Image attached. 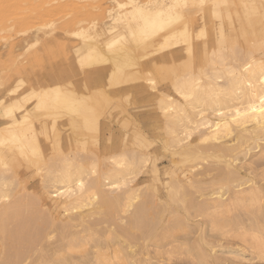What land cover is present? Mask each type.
<instances>
[{
	"label": "bare ground",
	"instance_id": "obj_1",
	"mask_svg": "<svg viewBox=\"0 0 264 264\" xmlns=\"http://www.w3.org/2000/svg\"><path fill=\"white\" fill-rule=\"evenodd\" d=\"M9 1L13 3L18 2V0H9ZM31 1L32 0L25 1V4L26 2H29L31 4ZM45 1L46 0H44V2ZM86 1H88V3H86ZM100 1L101 0H52V1L49 0L48 1L47 4L52 6V8L54 9L66 8L65 10H67L72 8L73 5L77 9L84 8L82 10H85V7L89 6L94 10H103L105 13V16L103 17L101 23H98L96 19L93 20L92 30L79 28L77 30L75 29L70 32L66 31L67 33L70 34L71 37L70 39H72V42L69 44L70 53L68 57L65 56L61 60L60 71L59 72L54 71L49 75L50 77H53V79H56L52 82V84L45 83L46 85H43L41 81L43 82L44 80L42 79L40 81V85L38 86V88H34V89L32 88L29 89L26 93L23 92L19 94L20 90L24 87V85L28 81L26 75L21 76L20 73L17 72V74H19L18 76H20L17 78L18 81H15L16 80L15 79L14 81L16 83H14V85L12 83L13 86L9 87L8 89H5L4 83L0 79V203H1L0 220L4 215L5 216L9 215L15 212L16 210L15 206L13 207L12 204L9 205L7 203L8 199L11 197L10 195L11 193H9L10 189L15 188L12 186L16 185L18 187L20 183L22 182L24 183L23 178L30 173V170L34 171L36 175L41 174V171L43 172L45 171V174L43 175V177L45 178L44 179L45 183L42 181L44 183V184L42 183V185L46 184L45 188L47 189L46 192L47 196L50 198V199L48 198L49 201H51V199H53L54 197L57 198L55 200L56 207L58 209H63L67 214L65 217L67 221L61 222L62 225L60 230L62 232L61 231L59 232L58 230L59 233L61 234L63 233L62 236L60 234V236L62 237L61 241H63L62 243L63 246H61L63 247V250L61 249V247H60L61 249L60 251L56 250L55 253H53L54 258L51 259V261L50 260L48 261L49 264H79L77 263L79 260H76L73 257L75 252L74 254L72 253L73 255L71 254V252L79 249L83 245L82 243L84 242V239L88 237V235L87 234L84 235V233L88 232V230L91 229V226L93 224H91L90 218L91 217L94 218L95 214L97 215L98 213H100L101 215V213H103V215L105 216L106 215L113 216V214L114 215L117 214L116 212L127 213L130 210V208H133L132 212L128 216L127 223L125 222L127 226L119 225L120 233L125 234L127 238L125 240H129V239L131 240L134 237L135 238L137 237L133 232L135 231L134 229L140 232V237L146 239L152 238L153 237L152 234L155 226L157 227V225L161 223L160 216L162 214L159 212L163 208L160 209L155 205L156 202H154L155 200L153 197L150 200L148 197L142 195L143 196L142 201L138 202L140 198L139 192H141L139 191L140 189L138 187L139 183L136 182L132 184V182L137 177L136 175L140 173L143 167L142 165L146 164V162L148 163V156H149L148 154H146L145 152H141L140 150H136L135 147L130 149L125 148L127 149L126 151H129L127 153L132 152L131 158L127 156L129 154H126V151L124 149L122 151L120 150V152L111 153L110 156H105L107 160H109L110 164L107 171L104 172L98 171L97 169L98 162L94 161L95 159H93L95 154L92 155L93 160L90 159L89 163H87L88 165L80 157L78 149H80V146H82L83 149L84 147L86 148L85 141H86L87 131H90L91 134L92 131H95V133L100 131V127H101L100 116H102L101 114L103 113L100 111L102 109H100V104H98L99 102H97L98 99L96 98L97 99L96 100L94 97H92V94H94L95 91H92L90 89L89 84H92L94 86L93 90H96L98 94L103 95L106 102L109 101L112 102L113 100H115L114 98L127 95L128 93L130 95L131 94L130 92H132L133 89L138 90L139 86H143L147 88L153 96L157 97L158 100L157 107L158 109L160 108L161 115L164 117V121L166 122L164 123L165 125H167L166 129L168 131L166 129H164V131L166 130L167 131L166 134L168 133L170 134V136L167 137L170 142L167 143H169V145L171 146L170 148H174L172 154L174 156L179 155L182 158V162L188 161L187 163H189V161L191 160L193 161L194 158L196 159L201 155L206 154L207 157L203 156L204 158L213 157L215 158V160L213 159L214 165L216 166L221 165V167H217V168H219V174L221 175L222 179L223 180L225 179L226 182H224L221 185L223 181L222 179H221L222 181H220L221 183L213 181V184L216 183V185L217 186L220 185V187L218 186L219 187V189L217 188L218 190L214 187L216 190H211V191H209L210 190L209 187L208 189L209 192L206 191L208 193L207 194L205 193V195L208 196L209 200L206 198L207 201L205 205L208 206L210 205V207L214 209L220 208L221 210L222 207L226 208L229 204L231 206V204H235L237 202L241 203L239 204L241 205L239 207H242V204H245L247 202L253 204L258 203L261 201L262 198V196L260 195L262 191L260 192L258 188H256L257 186L254 183L253 184L256 187L253 185L250 188L248 187L249 188L248 190L244 188L235 191L233 190L234 191L233 192L228 187L229 183L227 182L228 180L230 182H232L231 180L237 181L236 183L237 185L235 186L243 187L242 185L245 182H241L244 178L243 179L241 178L240 172L238 170L240 166L239 160H243V158L247 159L245 157H248V155L250 157L251 152L257 148H259V151H257L256 155H258L259 157L260 156L264 157V44L262 43V46H260L263 47V52L258 55H256L252 50L248 53L246 52L245 54L242 53L240 55L241 52L239 53L237 51L242 47H239L236 51V48L238 46H236L234 49L232 48L235 46L234 45L235 43H233L231 46L232 48V51H230L231 53L229 54L226 52L227 48L229 47L228 44H230L231 38L226 28V24H225L226 19L224 13L226 11H229L230 8H235L233 6L235 0H125L123 2L117 1L118 3L117 6L115 7L109 6L107 8H104L102 3H100ZM237 1H239L240 6L245 9L248 8L250 5L257 4V2L261 3L260 5L264 9V0H237ZM23 3L24 0L22 1V7L25 6V4ZM18 4L20 5V3ZM133 5L147 6L143 9V11L146 14H149V22L147 25L143 19L139 18V16H137L135 19L133 18V14L137 12V8L133 7ZM18 7H15V9ZM27 9H29V7ZM48 11H50V9ZM234 11L236 12L237 9H235ZM234 11L232 12L234 13ZM62 12L64 13V11ZM21 13L23 14V12ZM50 13H52V11ZM158 13H163L164 14L163 17L158 18L157 17ZM14 14H16V12ZM71 14L72 13H69V15ZM41 15L44 16L43 14ZM51 15L52 14H50L49 16ZM232 16L234 17L233 14ZM237 18L238 17H236V19ZM249 18L251 19L250 16ZM256 18L257 20H259L258 16ZM159 19H163V20L170 19L171 22L167 23L166 26L163 27L162 29L159 27H152V21H156L158 24ZM216 19H218L219 21L215 22ZM80 21H82L83 23L85 20H80ZM239 21L241 20L239 19ZM251 21L252 19L250 20V22ZM237 22L236 24L239 23ZM52 23L54 24L53 21ZM77 23L80 24L78 20ZM198 23L199 25L197 26L196 24ZM255 23L256 20L254 21V24ZM251 24H253V22ZM239 26L240 25L238 24L237 27ZM261 27L259 28H261L262 32L260 30L258 31L264 34V26H262V24ZM42 28L44 27L42 26ZM241 28L243 29V27ZM8 29H11V27L10 28L8 27ZM233 29L235 28L233 27ZM40 30L42 31H39V34H45V36L50 34V32L55 31L53 29H50L49 31L48 30L44 31L43 29ZM243 31L245 30L243 29ZM63 32L64 30L62 31V34ZM58 33L59 32H57V35L61 34ZM34 35L36 36V32ZM262 36L263 35H261V37ZM199 38H201V41H196ZM232 42L234 41L232 40ZM155 43H159V48L156 50V53L161 51H164L165 53H163L160 56H157L154 59H150V57L155 53L154 51H153L154 53H152L150 51V48L151 47L153 48V45ZM256 43L257 42L254 43L255 48L257 46ZM251 47L252 46L250 45V48L248 49L249 50L252 49ZM29 51L31 52V50ZM241 51L243 52L242 49ZM31 56H33V54ZM144 58L150 59V60H146L145 62L148 63V65L162 66V64L165 65L167 64L169 66L168 69L163 67L165 68V70H161L162 67H159V69L161 70L159 71L160 73L159 75L165 81V83H169L171 87L170 92H164L161 89H159L156 86V80H155L156 77L150 76L151 75L150 71L149 73H147L148 71L146 72L147 74H149V76L146 75L145 68L143 72L145 75L144 74L141 75L142 71L141 72L139 71L138 66L140 67L143 66L142 60ZM10 60L13 64L14 59L12 60L11 58H9L8 60L9 64H10ZM2 63L0 61V64ZM14 63L16 64V62ZM9 64L7 63V67H8L7 70H9L10 68L11 71V67H9L10 66ZM174 64L177 65L175 66ZM16 71H18V69ZM34 71L36 72V70ZM1 72L3 73L5 71L2 70ZM2 73L0 74V76L3 77V80H5L4 79L5 77ZM58 75L60 76V81L57 80L56 78V76ZM8 77L9 76H7V79ZM100 80H103V82H105V85L107 87L118 86V85H122V86L118 88L116 87L112 90L104 91L105 89H101L102 87L100 88V82H102ZM17 93H18V97H13V95ZM99 101L101 102L103 100H99ZM105 106L107 105L105 104ZM107 115H106V119H108ZM200 129H203L201 133L199 132ZM196 131H198L200 135L194 137L193 134ZM97 134L100 133L98 132ZM141 134L142 132L139 133V135ZM87 137H89L90 139V135L89 136L87 135ZM92 138L94 139V137ZM134 139L136 140L137 138ZM139 140L138 143H136L135 145L139 147H144V143L141 140L140 141ZM200 142L206 143L203 145L204 147L198 146ZM167 143L165 142L164 144ZM82 151L85 152V149ZM53 155L59 156L60 159L56 160L51 158ZM253 156L254 155H252V157ZM197 160H199V158ZM179 161L177 162L178 164H180ZM141 162H143V164ZM26 164H31L35 168H24ZM153 164L151 166H153V169L157 172L156 164L154 165ZM42 165L44 166L46 165L47 168H45L44 166L43 168H41ZM191 165L194 164H192L191 162ZM13 166L14 168H10ZM139 166H141V168ZM208 166L206 169H208V172H210ZM210 167L212 166L210 165ZM143 168H145V165ZM212 171L213 170H211V172ZM8 173H10L11 175L7 176ZM97 173L98 175L96 176L93 175ZM206 174H207V170H206ZM90 175H93L96 178L92 179L91 177V180L89 181L88 177H90ZM40 177L41 179H43L42 175ZM180 179H177L176 182L178 183L179 188L180 187L183 188L184 186L182 184L183 178L181 180ZM198 179L200 180V178ZM168 182L169 183L167 185L170 184V181ZM129 183L132 185L128 186V188H126L127 190L125 189L123 194L121 195L110 194L111 192H114L116 190L119 189L121 190L122 187H127ZM177 183H175L174 185L177 186ZM214 185H211V187ZM234 187L232 188L233 189L237 188ZM179 188L178 186L177 187L173 186V184L170 187L169 193L172 194L171 196L173 198V201H177V200L183 201L185 202V206H186V202H188L189 203L188 205L190 207L192 206L191 208H194L195 212H202L205 209L204 207L206 206H204V204L200 202L201 204L197 205L196 204L197 201L192 197H189L190 196L189 194H187L189 195L188 196L189 198H187L184 193H182L184 195L180 196L179 193L182 191L184 192L185 189L183 188L181 190L180 188L181 191H179L178 190ZM21 190H25V189L21 188ZM230 191H231L230 194L232 196L229 198L228 197L224 198V196L228 195ZM153 195L155 196V194ZM12 199H14V197ZM53 201L54 200H52V203ZM152 201L155 203L153 205H155L154 207H156V210L157 208L158 210L160 209L159 211H157L158 217L160 218L158 220L159 223L157 222L158 217L157 219L155 218L157 215L156 211H152L153 213L156 214L153 215L155 217L152 216L153 213L149 215V217L146 216V213L150 209L154 208L153 205H150V203L152 204ZM28 203L29 201L26 202L22 199L21 200L18 199V209H17L18 217L24 215L25 213L23 214V212L26 211L28 212V206H29ZM233 206L234 205H232L231 208ZM231 208L230 210H232L234 207L232 209ZM205 210L207 211V209ZM165 212L163 213V215L165 214ZM28 213L31 214L30 212ZM202 214H204V212ZM33 215H34L33 213L29 216L25 215L24 216L25 218L23 217L25 221L20 218L19 225L23 224L24 226H26L28 220L34 219ZM262 218H264V216ZM231 219L228 220L230 221ZM57 222L56 220L53 219L51 220V222H49V226L50 227L52 226L54 228L55 227L54 224ZM211 222H213V220ZM237 222L240 221L237 220ZM254 222L256 221L254 220ZM38 223L41 225L39 221ZM166 225H163L162 227L163 230L165 229L164 227ZM169 225H174V226H169V228L166 229L168 232L172 231V229L176 228L177 226L175 225V223L174 224L169 223ZM52 227L50 229H52ZM78 227H81L82 229L79 230L78 232H74V230L71 231L72 229ZM94 227L96 226L94 225ZM214 227H223L222 222L218 223L214 221ZM239 228L241 227H238V229ZM55 230L54 232H56ZM242 230L243 227L239 231L242 232ZM256 230H259L258 225ZM0 231L2 234V238H1V241L3 243L2 245L4 247L6 246L12 249V247L14 246V242H13L14 237L17 238L18 234L15 236L13 233L9 232V230L5 228V225L4 226L0 225ZM45 231L47 232V230ZM243 231L245 232L246 230ZM52 232L49 234H52ZM244 232H242V234ZM246 232L243 234L244 235L242 238V240L244 241L243 243H245L246 241V236L248 235L251 236L252 239L251 242H253L254 248L260 253L259 255L261 254L264 255V239H262L259 233L248 234ZM89 233L91 234V232ZM49 234L46 233L45 234L46 237L43 236L45 237V239L47 238V241H49L50 238ZM19 236L21 237L19 239L22 240L24 237H26V234L22 233ZM92 238L94 239L92 240L95 242L93 248L94 250L91 252V255L90 253H88L89 255H87V257L85 256L84 253L83 255L85 256V258L84 256L81 255L82 256L81 260L83 259L82 261H85L84 263L89 262L90 264H126L123 261L125 252L120 250L123 249L122 247L124 246L120 247L119 249L118 248L115 249L116 247L114 248L112 247L113 250L112 249L109 250L110 241L106 244H103L104 241L101 243L99 242L100 240L98 241L96 238L94 237ZM110 239L112 240V243L115 242V239L113 237H110ZM146 239L145 241H147ZM92 240L90 239V241ZM247 240L249 241L250 238ZM142 241L145 243L144 240ZM33 243H35V241H33ZM128 243H130V241H128ZM249 243L250 242H248L247 244ZM158 245H160L159 242ZM16 251H17V247H16ZM6 252H8V250ZM18 256L20 255L18 254ZM13 259L16 258L14 257ZM41 260L43 261V259ZM37 262L40 263L41 261H37Z\"/></svg>",
	"mask_w": 264,
	"mask_h": 264
},
{
	"label": "rangeland",
	"instance_id": "obj_2",
	"mask_svg": "<svg viewBox=\"0 0 264 264\" xmlns=\"http://www.w3.org/2000/svg\"><path fill=\"white\" fill-rule=\"evenodd\" d=\"M22 1L23 0H18V2L13 3L9 0H7V1L6 0H0V30H1L0 32H2V33H0L1 34L0 35V59H1L0 61H1V63L3 61V63L0 64L1 65L0 66V74L2 73L1 72L2 70L7 73V74L5 72L2 73L5 77L4 78L5 80H3V77H1V76H0V79L4 83L5 89H8L9 87H12L14 85V83H16L15 81H18L17 78L20 76H18L19 74H17V72L20 73L21 76L26 75L28 81L24 85V87L20 90L19 94L23 93V92L26 93L29 89H32V88L33 89L38 88V86L40 85V81L42 79L45 81V82L41 81V83L43 85L52 84V82L54 80H56V79H53V77H50L49 75L51 73H53L54 71H56V72L60 71L61 60L65 56L68 57L69 53H70L69 52V44L72 42V39H70L71 38L70 34L67 33L66 31L70 32L72 30H75V29L77 30L79 28L92 30L93 20L96 19L98 23H101V21L103 20V17L105 16V13L103 10H94L89 6L85 7V10H82L84 8H82V9L78 8L77 9L73 5H72V8H70L71 6L67 7V8H70L71 10L70 9L65 10L66 8L54 9V8H52V6L47 4L49 0H46L45 2H44V0H32L31 4L29 2H26V4H25V1H27V0H24L23 4H25V6L23 5L24 7H22ZM50 1H52V0H50ZM117 1L123 2L125 0H101L100 3H102L104 8H107L109 6H112V7L117 6V3H118ZM1 2H2V4H1ZM18 3H20L21 6ZM32 3H33V5H32ZM86 3H88V1H86ZM27 4H30L33 7L30 5H27ZM260 4L261 3L257 2V4L250 5L248 8L245 9V8H242L240 6L239 1L235 0V2L233 4V6L235 8H230L229 11H226L224 13L225 19H226V23H225L226 28H227L228 33H229L230 38H231L230 44H228L229 47L227 48V51L225 50L227 53L230 54L231 53L230 51H232V48L234 49L236 46H238L236 48V51L239 47H242L241 49L243 50V52L241 51V49H239L237 51L239 53L241 52L240 55L242 53L243 54H245L246 52L248 53L251 50L254 51V53L256 55L261 54L263 52V47H260V46H262V43L264 44V34L261 33L262 32L261 31V28H262L261 24H262V26H264V9L261 7ZM18 6H20V7H18ZM15 7H18V8L15 9ZM26 7L27 8L29 7V9H27ZM75 8H76V10H75ZM22 9H23V11H22ZM49 9H50V11H48ZM235 9H237L236 12L234 11ZM25 10H26V12H25ZM61 10L64 11V13ZM11 11H13V12H11ZM51 11H52V13H50ZM65 11H67V12H65ZM232 11H234V13ZM15 12H16V14H14ZM21 12H23V14ZM69 13H72V14L69 15ZM41 14H43L44 16H42ZM50 14H52V15L49 16ZM232 14L234 15V17L236 16L238 18L237 19H236V17L234 18L232 16ZM53 15H55V16H53ZM31 16H33L34 18ZM56 16H58V17H56ZM249 16L252 19L251 22H250L251 19L249 18ZM255 16L256 17L258 16L259 20L261 19L260 22H259V20H257V18ZM239 19L241 21H239ZM253 19L256 20L255 24H254L255 20H253ZM51 20L54 22V24L52 23ZM77 20H78V22H80V24L77 23ZM80 20H85V21L82 23V21H80ZM86 21H88V22H86ZM218 21H219L218 19L215 20V22H218ZM257 21L260 24H258ZM236 22L240 25L239 27H237L238 24H236ZM252 22H253V24H251ZM13 24H14V26H13ZM44 24H46V25H44ZM54 25L56 28L54 27ZM196 25L198 26L199 23ZM12 26H13V28H12ZM42 26L44 28H42ZM87 26H88V28H87ZM8 27L9 28L11 27V29H8ZM233 27L235 29H233ZM241 27H243V29L245 31H243V29ZM259 27H261V28H259ZM40 29H43L44 31L45 30L49 31L50 29H53L55 31L58 30V31L50 32V34H48L49 36L48 35L45 36V34H39V31H42ZM63 30H64V32L62 34ZM234 30L235 31L237 30L236 33ZM253 30H255V31H253ZM258 30H260L261 32ZM35 32H36V36L34 35ZM57 32H59L58 34H60V33L61 34L57 35ZM51 33H52V35H51ZM261 35H263V36L261 37ZM254 36H256V37H254ZM257 36H259V37H257ZM247 37H248V39H247ZM232 40L234 42H232ZM196 41H201V38H199ZM255 42H257L256 43L257 44L256 48L258 47L257 49L255 48V44H254ZM233 43H235L234 44L235 46L233 45L234 47L231 48ZM34 45L35 46L37 45V46L35 47ZM250 45L252 46L251 47L252 49L249 50L248 48H250ZM151 48H150V51L152 53H154V52L155 53L150 57V59H154L157 56H160L163 53H165L164 51L156 53V50L159 48V43H155L153 45V48L152 49ZM230 48H231V50H230ZM29 50H31V52ZM58 52H59V54H58ZM32 54H33V56H31ZM19 55L20 56L22 55V56L20 57ZM18 56H19V58H18ZM9 58H11L12 60L14 59L13 64H12L11 60H10V64H9V61H8ZM5 59L6 60L8 59L7 63L10 65V66L9 65L8 66L11 67V71H10V68H9V70H7L8 67H7V63H6ZM150 59L144 58L142 60L143 66L142 67L138 66L139 71L140 72L142 71L141 75L144 74L143 72H144V68H145V73L147 71H148L147 73H149V71H150V74H151L150 76L156 77V79H155L156 80V86L159 89H161L164 92H170L171 87H170L169 83H165V81L159 75L160 74L159 71L165 70V68L168 69L169 66L167 64L166 65L162 64V66H160V65H153L152 66V65H148V63H145L146 60H150ZM14 62H16V64ZM2 65H4V66H2ZM11 65H13V66H11ZM174 65L176 66L177 64H174ZM16 66H17L18 71H16L17 70ZM159 67H162V68L165 67V68H163V69L161 68V70H160ZM21 70H23V71H21ZM29 70H32V71H29ZM34 70H36V72ZM23 73H25V74H23ZM147 73H146V75L149 76V74H147ZM7 76H9L8 79H7ZM56 78H57V80L60 81L59 75L56 76ZM100 81H102V82H100V88L102 87L101 89H105L104 91L112 90L116 87L118 88V87L122 86V85H118V86L107 87L105 85V82H103V80H100ZM12 83H13V85H12ZM34 85H36V86H34ZM89 86H90V89L92 91H95L94 94H92V97H94L95 99L96 98L98 99V100L97 99L96 100H97V102H99L98 104H100V109H102L100 111L103 113L101 114L102 116H100L101 117L100 118V121H101L100 126L101 127H100V131H98L100 134H97L98 132L95 133V131H92V134H91L90 131H87L86 134L88 136L90 135V139L86 135V141H85L86 142V148L84 147L85 152L82 151V150H84L82 148V146H80V149H78L80 157L87 164V163H89L90 159L93 158L92 155L95 154L93 159H95L94 161L98 162L97 169L100 172H104V171H107V169L109 168V164H110L109 160H107V158L105 156H110L111 153L120 152V150L122 151L123 149L126 151L127 149L134 148V147L136 150H140L141 152H145L146 154L149 155L148 156V163L146 162V164H143V162H141L143 164L142 165L143 167L145 165V168L142 167L140 173L138 175H136L137 177L136 178L134 177L135 180L132 182V184H134L136 182L139 183L138 187L140 189L139 191H141V192H139L141 199L139 198L138 202L142 201L143 196L148 197L150 200L153 197L155 200L154 202H156V204L152 201V204L150 203V205L155 204L158 208H160V209L163 208V209L162 210L159 209L160 210L159 213L162 214L160 216L161 219L158 217L157 211H159V210H158V208L156 210V207H154L155 205H153L155 210H154V208H152V209L149 208L151 210V212L149 210L148 211L149 213L148 212H147L148 214L146 213V216L149 217V215H151L153 213L152 211H156L157 215L155 213H153L152 216L156 215V217L153 216L156 219L158 217V219H157L158 223H159L158 220L159 219L161 220L160 221L161 223H159V225L156 224L157 227L155 226V228L153 230V234H152L153 237L151 236L152 238H147V239L140 237V232L137 231L136 229H134L135 231H133V232L135 233V235L137 237L136 238L134 237L131 240L130 239L125 240V239H127L125 234H122L119 231L120 230L119 225L127 226L126 223L128 221V216L132 212L133 208H130V210L128 211L129 213L128 212L127 213L116 212L117 213V214L115 213L116 215H114V214H113V216H107L106 215L107 217L105 215H103V213H101V215H100V213H98L97 215L95 214L94 215L95 217L93 216L94 218H92V217L90 218V222H91V224H93L91 226V229L88 230V232L84 233V235L85 234L88 235L89 239H88V237L85 238L84 242L82 243L83 245L81 244L82 246L79 249L71 252V254L72 253L74 254V252H75V254L74 255L72 254V255L76 260H79L77 263L82 264L85 262V261H82L83 259L81 260L82 256H84L83 255L84 253H85L86 257H87V255H89L88 253H90V255H91V252L94 250L93 248H94L95 242L93 241L94 239L92 238V237H94L98 241L100 240L99 242H101V243L104 241L103 244H106L110 241L111 245L109 244V250H111L112 247L113 248L116 247L115 249H117V248L119 249L120 247L124 246V247H122L123 249H120V250L125 252L124 257H123V261L126 264H134V263L135 264H153V263L154 264H168V263L169 264H264V255H262V254L259 255L260 253L254 248V244H253V242H251L252 241L251 236H249V235L246 236V241H245L246 244L243 243L244 241L242 240V238L244 236L243 234L246 231H247L246 233H248V234H251V233H257L258 234L259 233V235L262 237V239H264V218H262L264 216V197H263L264 196V157L263 156L259 157L258 155H256L257 151H259V148L254 149V151L251 152L250 157H249V155H248V157H245L247 159L243 158V160H239L240 166H239L238 170L240 172L241 178L242 179L244 178L241 182H245L242 185L243 187L235 186V185H237L236 184L237 181L231 180L232 182H230L228 180L227 182L229 183L228 187L232 191L244 189V188L246 190H248L251 186H253L255 184L257 187L255 185L254 186L256 188H258V190L260 192L262 191L260 193V195L262 196L261 201L258 203H254V204L247 202L245 204H242V207H239V206H241V205H239L241 203L237 202L235 204H231V206L234 205L233 206L234 208L232 207L233 209L231 208L230 204L226 207L227 209L225 207H222L223 210L222 209L220 210V208L214 209V208L210 207V205L209 206L205 205L206 201L208 199V196H206L205 193L207 194L211 190H216L217 188L219 189L220 185H218L219 186L218 187L216 185V183H214L216 185L215 186L213 184V181L214 182H220L223 180L221 175L219 174V168H217V167H221V165H217V166L214 165L213 161L215 160V158H213V157L204 158V157H207L206 154L198 157L199 160H197L198 158H196V159L194 158L193 161L191 160V161H189V163H187L188 161L182 162V158L179 155L174 156L172 154V151L174 150V148H170L171 146L169 145V143H167V142H170L169 139L167 138L170 136V134L169 133H168L169 135L166 134L168 131L166 129L167 125H165L166 122L164 121V117L161 115L160 108L158 109V107H157L158 106L157 97L153 96L147 88H145L143 86H139V89L138 90L133 89V91L130 92L131 93L130 95L128 93L127 95H123V96H119L118 98H114L115 100H113L112 102L111 101L106 102L103 95H100L97 93L96 90H93L94 86L92 84H89ZM13 97H18V93L14 94ZM99 100H103V101H101L102 104ZM104 101H105V103H104ZM110 102H111V104H110ZM105 104L107 106H105ZM105 109H106V111H105ZM107 113H108V115H107ZM106 115H107L108 119H106ZM164 129H166L167 131L166 130L164 131ZM202 130L203 129H200L199 132L201 133ZM139 131L142 132L141 135H139V133H140ZM199 132L196 131L193 134V136L194 137L199 136L200 135ZM91 136L94 137V139ZM142 136H144V137H142ZM134 138H137L136 139L137 141ZM146 138L148 139V141ZM92 139L96 142H94ZM139 139L144 143V147H139V146L135 145L136 143H138ZM88 141H90V142H88ZM165 142L168 144V146H167V144H164ZM204 144H206V143L200 142L198 144V146L204 147L203 146ZM163 146H166V147H163ZM125 148H127V149H125ZM167 149H169V150H167ZM90 151H92V152H90ZM130 151H132V150H130ZM127 152H129V151H126V154H129L127 156H129L131 158L132 152H130V153H127ZM252 155H254V156L252 157ZM51 158L56 159V160L60 159V157L57 155H53ZM178 161L180 164L177 163ZM191 162L194 165H191ZM153 163L156 164L157 172L153 169V166H151ZM183 163H185V164H183ZM197 163L199 166L197 165ZM182 165H184V166H182ZM203 165H204V167H203ZM210 165L212 167H210ZM43 166L44 165H42L41 168H43ZM207 166L209 167L210 172H208V169H206ZM44 167L47 168L46 165ZM139 167L141 168V166H139ZM182 167H185V168H182ZM187 167H189V168H187ZM240 167H243V168H240ZM10 168H14V166L10 167ZM24 168H35V167H33L31 164H26ZM190 168H191V170H190ZM214 169H216V170H214ZM217 169H218V171H217ZM206 170H207V174H206ZM211 170H213V171L211 172ZM98 173L93 174V175L96 176V175H98ZM44 174H45V171L44 172L41 171V174L36 175L34 171L30 170V173L27 174L23 178L24 183L23 182L20 183V185L18 187L16 185H14L12 187H15V188L10 189L9 193H11L10 194L11 197L8 199L7 203L9 205L12 204L13 207L15 206L16 210H15V212H13L9 215H6V216L4 215L3 217L5 219L2 217V219L0 220L1 221L0 225H3V226L5 225V228H7V230H9V232L13 233L15 236L18 234V237L17 238L14 237V241H13L14 246L13 247L15 249L13 247L11 249L10 247H6V246H5L6 247L5 248L2 245L3 244L1 241L2 234L0 231V253H1L0 254V264H12L13 261H14L13 264H40V263L41 264H45V263L49 264L48 261L49 260L51 261V259L54 258L53 253H55L56 250H59V251L61 249L63 250V247H61V246H63V244H62L63 241H61L62 240L61 236L63 233L61 234L59 232L61 231L60 230L61 225H62L61 222L67 221V219L65 218L67 214L63 209H58L56 207L55 200L57 198L54 197L53 199H51V201H49L50 198L47 196V193H46L47 189L45 188L46 184L42 185L43 182L45 183V180H44L45 178L43 177ZM173 174H176V175H173ZM10 175L11 174L8 173L7 176H10ZM41 175H42L43 179H41V177H40ZM93 175H90V177H88L89 181L91 180V177H92V179L96 178ZM192 177H193V179H192ZM217 177H218V179H217ZM180 178L181 179L183 178L182 179V184L184 185V186L182 185L183 188L186 186L187 187L184 188L185 191L180 192L179 195L182 196L185 194V196L187 198L192 197L193 199H195L197 201V203H196L197 205H200L202 203V204H204V206L208 207V208L204 207L205 209H207V211L204 209L202 212H195L194 208H191L192 206L190 207L188 205L189 204L188 202H186V206H185V202H183V201L177 200L178 204H177V201H173V198L171 196L172 194L169 193V190H170V187L172 186V184H173V186H175V187L178 186V188H179V185L176 182V180L180 179ZM198 178H200V180ZM196 179H197V181H196ZM247 179H249L250 181ZM203 180H205V181H203ZM168 181H170L169 185H167L169 183ZM211 182H212V184H211ZM224 182H226L225 179L222 181V183L220 182L221 185ZM175 183H177V186L174 185ZM132 184L129 183V185H127V187H122L121 190L120 189L116 190L114 192H111L110 194L111 195L112 194H114V195L120 194L121 195L124 193L125 189L128 188V186H131ZM192 185H194V186H192ZM211 185H214V186L211 187ZM209 187H210V190L208 191ZM232 187H234V188L237 187V188L233 189ZM21 188L25 189L27 192L25 190H21ZM180 188L178 189L179 191H181L183 189V188H181V190H180ZM50 190H52V189H50ZM206 191H208V192H206ZM145 193H147V194H145ZM182 193H184V194H182ZM230 193H231V191L228 194L230 196L225 195L224 198L231 197L232 195ZM153 194H155V196ZM187 194H189L190 196ZM14 195H16V196H14ZM13 197H14V199H12ZM18 199H20V200L22 199L26 202L29 201L28 212H30L31 214L32 213L34 214L33 215L34 219L28 220V223L26 224V226H24L23 224H22L23 226L19 225V223H20L19 219L21 218L22 220H24L23 217L25 215L29 216L31 214H29L26 211V212H23V214L25 213L24 215H22L21 217H18V210H17L18 209ZM30 200H31V202H30ZM52 200H54L53 203H52ZM158 202H159V204H158ZM236 205H238V206H236ZM179 206H181V207H179ZM249 206H250V209H249ZM46 207H48V208H46ZM170 207H172V208H170ZM209 207H210V210H209ZM55 208L58 210H56ZM230 208L232 210H230ZM164 209L166 212L164 211ZM174 209H175V211H174ZM185 210H187V211H185ZM210 211H211V213H210ZM164 212H165V214L163 215ZM203 212H204V214H202ZM40 213H41V215H40ZM168 213H170V214H168ZM193 214H195V215H193ZM230 216L233 220L230 218ZM49 217L51 220L54 219V220H56V222L58 221L57 223L54 224L55 225L54 228L51 226L53 230L50 229L51 227L49 226V222H51ZM233 217L234 218L236 217V218L234 219ZM237 217H238V219H237ZM37 218H38V220H37ZM3 219H4V221H3ZM209 219H211V220H209ZM228 219H231V220L229 221ZM35 220H37V221H35ZM102 220H104V221H102ZM212 220H213V222H211ZM237 220L240 221L241 223L237 222ZM252 220H253V222H252ZM254 220L256 222H254ZM38 221L41 223V225L43 227L38 223ZM112 221H114V222H112ZM121 221H123V222H121ZM214 221H216L218 223L222 222L223 227H214ZM117 222H119V223H117ZM169 223L170 224L175 223V225H177V226H176V228H173L172 231L168 232L166 229L169 228V226H174V225H169ZM199 223H200V225H199ZM255 223H257V224H255ZM97 224H100L101 226L97 225ZM166 224H168V225H166ZM17 225H18V227H17ZM47 225H48V227H47ZM94 225L96 227H94ZM163 225L167 226V227L166 226L164 227L165 228L164 230L162 229ZM257 225L259 226V230H256ZM217 226H219V225H217ZM105 227H107L108 229ZM238 227H241V228L243 227V230H246V231L244 232L242 230V232H244L242 234V232L239 231V230H241V228L238 229ZM78 228H80V229H78ZM78 228H74V229L71 228L72 229L71 231L74 230V232H78L79 230L82 229L81 227H78ZM45 230H47V232ZM48 230H49V232H48ZM54 230L56 232H54ZM58 230H59V232H58ZM165 230H166V232H165ZM13 231H15V232H13ZM35 231H37V232H35ZM50 231L51 232L53 231L52 234L54 235V237L52 234H49V233H51ZM89 232H91L92 235H94V234L95 235L92 236ZM115 232L117 235L115 234ZM174 232H175V234H174ZM238 232H239V234H238ZM22 233L26 234V237H24L25 239L24 238L22 239L23 241L21 239H19V238H21L19 235H21ZM46 233L49 234V236L51 238L50 239L48 236L49 241H47V238L45 239ZM118 233H119V235H118ZM60 234H61V236H60ZM168 234L169 235L171 234V235L169 236ZM241 234H242V236H241ZM55 235H56V237H55ZM65 235H68V234H65ZM89 235H91V236H89ZM43 236H45V237H43ZM117 236H118V238H117ZM121 236H123V237H121ZM110 237H113L115 239L116 243L114 242V239H113L114 243H112V240H111L112 238L110 239ZM249 238H250V240L248 241L247 239H249ZM90 239L91 240L93 239V240L90 241ZM145 239L147 241H145ZM133 240H134V242H133ZM142 240H144L145 243ZM15 241H16V243H15ZM33 241H35V243H33ZM128 241H130V243H128ZM36 242H38V243H36ZM158 242L160 245H158ZM248 242H250L251 244L250 243L247 244ZM20 243L22 244V246ZM87 243H89V244H87ZM132 243H133V245H132ZM148 243H150V244H148ZM168 243H170V244H168ZM52 245H53V248H52ZM125 245H126V247H125ZM159 246H160V248H159ZM16 247H17V251H16ZM60 247H61V249H60ZM7 250H8V252H6ZM154 250H155V252H154ZM126 253H127V255H126ZM18 254L20 256H18ZM85 256H84V258H85ZM126 256H127V258H126ZM134 256H135V258H134ZM14 257L16 259H13ZM29 257L31 260L29 259ZM162 258H163V260H162ZM5 259H6V261H5ZM41 259H43V261ZM37 261H41V262L39 263ZM86 263H84V264H86ZM87 264H90V263L88 262Z\"/></svg>",
	"mask_w": 264,
	"mask_h": 264
},
{
	"label": "snow or ice",
	"instance_id": "obj_3",
	"mask_svg": "<svg viewBox=\"0 0 264 264\" xmlns=\"http://www.w3.org/2000/svg\"><path fill=\"white\" fill-rule=\"evenodd\" d=\"M123 7V6H122ZM133 7H136L137 8V12L133 14V18L135 19L137 16H139L140 19H143L146 23V25L148 24L149 22V14H146L143 9L147 6H135L133 5ZM163 13H158L157 14V17H163ZM171 20H163V19H159V22L157 24L156 21H152V27H159V28H163L166 26L167 23H170Z\"/></svg>",
	"mask_w": 264,
	"mask_h": 264
}]
</instances>
